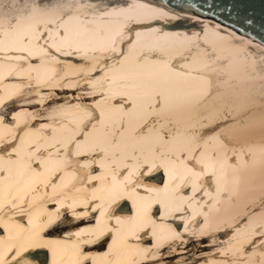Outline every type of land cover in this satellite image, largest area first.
<instances>
[{
	"label": "bare ground",
	"instance_id": "6f19581e",
	"mask_svg": "<svg viewBox=\"0 0 264 264\" xmlns=\"http://www.w3.org/2000/svg\"><path fill=\"white\" fill-rule=\"evenodd\" d=\"M0 264H264V37L168 0H0Z\"/></svg>",
	"mask_w": 264,
	"mask_h": 264
},
{
	"label": "water",
	"instance_id": "95a60500",
	"mask_svg": "<svg viewBox=\"0 0 264 264\" xmlns=\"http://www.w3.org/2000/svg\"><path fill=\"white\" fill-rule=\"evenodd\" d=\"M220 14L264 37V0H168Z\"/></svg>",
	"mask_w": 264,
	"mask_h": 264
}]
</instances>
